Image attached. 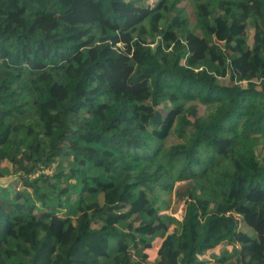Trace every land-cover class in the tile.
Masks as SVG:
<instances>
[{
  "label": "trees",
  "instance_id": "1",
  "mask_svg": "<svg viewBox=\"0 0 264 264\" xmlns=\"http://www.w3.org/2000/svg\"><path fill=\"white\" fill-rule=\"evenodd\" d=\"M10 176L0 264H264V0H0Z\"/></svg>",
  "mask_w": 264,
  "mask_h": 264
},
{
  "label": "rangeland",
  "instance_id": "2",
  "mask_svg": "<svg viewBox=\"0 0 264 264\" xmlns=\"http://www.w3.org/2000/svg\"><path fill=\"white\" fill-rule=\"evenodd\" d=\"M182 5L185 8V12L188 18L190 19L191 24H193L194 23V13H193L192 6L187 1H184ZM247 32H248L247 34L248 40L249 42H251L252 30H249ZM219 42L223 43V40L219 39ZM197 104H198V114L205 113L206 105L201 102H197ZM260 147L262 149L263 145H261ZM13 182H15L14 176L6 177L3 179H0V186L7 187L8 190L15 189V188H19V189L23 188V185L21 183H16V187H14ZM183 184L184 182H177L175 186L169 190L164 191V190L159 189V191H157L158 204L162 207L163 211L167 212L168 214L172 216H176L177 218H180L184 212L183 203L182 201H179L177 197V190L181 188ZM173 228L174 226L172 225L170 229L173 230ZM241 229L250 234H254L253 230L250 227H248L244 222L241 223ZM160 240L161 239H157L155 241L154 246L148 249L149 257L147 258L144 264H156L157 258L159 257L157 251H158ZM203 258L206 259L207 256H204ZM207 264H215V263L209 262Z\"/></svg>",
  "mask_w": 264,
  "mask_h": 264
}]
</instances>
